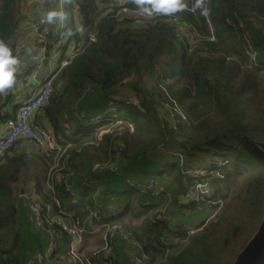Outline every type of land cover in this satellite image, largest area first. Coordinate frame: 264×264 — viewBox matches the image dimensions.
<instances>
[{"label":"trees","instance_id":"obj_1","mask_svg":"<svg viewBox=\"0 0 264 264\" xmlns=\"http://www.w3.org/2000/svg\"><path fill=\"white\" fill-rule=\"evenodd\" d=\"M108 2L72 0V9L66 12L70 39L78 45L84 41V51L60 72L48 106L38 111L65 150L59 163L80 174L89 164L119 155L121 174L135 175V168L159 162L155 175L175 184L170 193L162 188L163 194H171L178 203L179 196L189 190L183 185L184 177L192 181L186 169L197 154L214 150L225 163L224 178L212 181L214 186L219 184L222 198L226 195L221 187L237 184L241 176L247 185L242 200L237 197L225 215L204 221L190 236L167 224L162 212H153L156 205L134 215L129 228L122 224L143 245L151 264H234L257 231L250 232L264 209V150L260 147L264 144V0H211L208 18L200 16L199 10L175 14L198 31L195 44L180 41L176 26L116 19ZM192 2L185 0L189 7ZM25 8L24 0H0V40L9 44L14 55ZM93 33H97L96 41L90 43ZM212 33L215 41L210 40ZM13 93L0 94V122L14 119L20 108L13 105L12 114L2 115L12 106ZM98 106L104 109L95 112ZM90 111L95 112L93 116L102 115L103 121L88 126L78 123ZM68 114L77 123L69 131L63 119ZM108 126L111 131L101 136L98 147L100 133ZM169 149L182 150L185 162L162 157ZM55 156L9 151L0 157V264H28L37 254L35 248L23 255V228L18 220L21 184L34 181L39 200L52 204L56 214L55 199L67 214L83 221L89 218L87 206L94 205L95 190L82 185L84 203L62 185H56L54 192L47 188L46 176ZM144 174L139 177L151 173ZM128 208L119 212L117 221ZM88 257L93 264H102L94 254ZM108 260L117 264L112 256Z\"/></svg>","mask_w":264,"mask_h":264},{"label":"built area","instance_id":"obj_2","mask_svg":"<svg viewBox=\"0 0 264 264\" xmlns=\"http://www.w3.org/2000/svg\"><path fill=\"white\" fill-rule=\"evenodd\" d=\"M35 3V10L37 16H32L26 22L24 30L35 36L38 54L34 66L29 68H22L18 71L21 75L19 81H23V85H29L27 80L29 77H34L46 65H48V72L32 90L29 89L28 97L22 101L14 119L6 122L7 129L5 132L0 133V157H3L7 152L13 151L28 152L29 150L34 153L55 154V159L49 168L46 176V186L54 192L56 185H62L66 192L72 194L75 199H79L76 188L72 181L70 171L61 166L59 159L65 153L59 144V137L55 135L52 129L45 126L43 121L38 117V111L48 106L51 95L53 94V84L57 79L60 72L70 65L73 59L84 51V41L80 45L76 44L75 40H71L68 30L65 28L66 12L60 9L65 14L63 21H59L55 25L41 24V14L47 11L54 10V6L58 0H33ZM211 0H206L207 6ZM130 0H109L108 6L115 9L114 18L129 19L135 22L136 25H143L146 23H164L171 26H176L179 32L180 41L189 40L190 44H195L198 31L189 23L177 15L171 16H158L147 18L139 14L137 8L130 6ZM208 18V16L206 17ZM79 24L81 27L85 25L83 19H80ZM20 33L22 31L20 30ZM19 33V34H20ZM97 33H93L89 39L92 43L96 41ZM211 41H215L212 33ZM24 40L18 37V44L16 47V56L21 61L24 54ZM19 83V82H18ZM33 87V86H31ZM2 115H6L3 111ZM79 118L84 116L79 115ZM85 118V117H84ZM92 123L100 124L103 121L102 115H95L92 117ZM66 130L69 131V124H64ZM111 131L110 126L103 129L99 136L97 146L101 145V136L104 133ZM169 157L176 159L181 163L185 162V154L180 149H169ZM198 158L194 161L193 169L187 168L186 174L192 179L193 184L189 187L186 195L182 196L183 203L194 205H213L214 215L223 207V202L215 198L213 179H223L224 175L221 168L225 163L220 158L219 154L214 150H209L206 153L197 154ZM102 172L111 174L121 173V158L119 155L107 162H96L91 165L90 169L83 171L84 181L83 185L86 188L93 189L96 192L100 190V181L95 178ZM127 184L131 188L141 189L146 194L153 197H160L163 195L162 186L155 181H147L140 183L134 179H128ZM98 194V193H97ZM30 214L38 228H46L51 237L46 253L37 251L36 256L30 259L28 264H53L49 259L54 258L56 261L58 257V245L55 232L51 229L58 227L67 236L74 239L70 250L63 253L66 264H93V260L83 252V246L86 237L95 234H103L104 247L94 253V256L102 264H108L106 260H101L100 256L103 252L111 250L114 241L119 238L124 244L130 246L133 252L130 253V259L134 264H151L149 257L143 249V245L131 231L119 221V209L117 201L114 196L108 197L107 201L103 204L94 203L93 206H87V211L90 216L89 219H100L102 224L98 228L90 229L85 225L80 217L67 214L60 207L59 202L55 199L58 207V214L52 204H42L37 196L36 191L26 197ZM163 218L167 224L179 227L181 230L186 231L188 236L196 233L199 228H190L186 224L177 225L176 219L166 213ZM59 237H57L58 239ZM59 261V260H58Z\"/></svg>","mask_w":264,"mask_h":264},{"label":"rangeland","instance_id":"obj_3","mask_svg":"<svg viewBox=\"0 0 264 264\" xmlns=\"http://www.w3.org/2000/svg\"><path fill=\"white\" fill-rule=\"evenodd\" d=\"M59 9H64L65 12H68L72 9V0H63L62 3H58L55 6V10H59ZM19 86L24 87L23 85V81H19ZM96 92L92 93V97H94L96 95ZM90 96V97H91ZM22 104V103H21ZM20 104V105H21ZM104 109V106H98L94 109L95 112H100L101 110ZM94 111H90L89 112V117L82 121V122H78V123H82L83 126H88L92 124V116L95 114ZM170 112H165V116L170 117ZM65 120V122L67 124L70 125L71 128L74 129V127L76 126L77 123H75V117L74 115L72 116L71 114H68L66 117L63 118ZM167 150H164L162 157L166 156V160H171L169 157V153L166 152ZM204 154V153H203ZM168 155V157H167ZM89 166H91L89 164ZM160 163L156 162H150V163H146L140 167L135 168L136 170V176H139L140 174H144L145 171L150 173L155 172V170L159 169L160 167ZM191 169H193V167H191ZM72 172V171H70ZM156 173V172H155ZM133 176L132 174H129V176ZM145 175V174H144ZM75 176V178L77 177V175H73ZM145 177V176H143ZM160 175H154V178L157 180H160ZM140 178V177H139ZM165 178V177H164ZM144 182V180H143ZM158 182V181H157ZM161 185V182H158ZM246 182H244V178H240V180H238L237 184H230L227 187L223 186L221 187L223 194L222 195H226V199H223L220 194H219V184L214 186V190L216 192V195L218 196L217 199H220L223 201V207L222 209L218 212L217 215H214V209L212 208L213 205H195L193 207H180V203L178 201V203H176L175 199L172 197L171 194H163L160 197H153L150 195L145 194L144 192H132L129 191L126 192V190L128 189V187L126 188L125 185L121 186V182L116 184V188L117 191H115L116 197L118 196L119 198L121 197V192L124 190L125 193L124 195H127V199H128V214H126L122 219H120V222L125 224L128 228L130 227V222L134 220V215H143L144 214V207H146L147 205H155L157 202H160V206H157V209H152L153 212H162V214L166 213L167 215H170L172 217H174L176 219V224L177 225H187L190 228H197L201 223H203L206 220H214V219H219L218 217H221L223 215H225V211L227 210V208H230L229 206L231 204H233V202L235 201V199L238 197V199H240V201L242 200V197L245 194V191L247 189V185L245 184ZM187 184V186H191L193 184V181H191L188 178L184 177V183L183 185ZM128 185V184H127ZM129 186V185H128ZM162 186V185H161ZM122 187V188H121ZM129 188L131 189V187L129 186ZM163 188V187H162ZM117 197V198H118ZM222 198V199H221ZM239 201V202H240ZM236 204V202H235ZM19 205V204H18ZM187 206L189 204H186ZM19 207V206H18ZM119 209V208H118ZM120 212V210H119ZM139 213V214H138ZM220 215V216H219ZM263 216H264V209L263 212L261 213V215L259 216L257 222L259 221V226L262 223L263 220ZM227 217V215H226ZM32 221L28 215L27 210L22 209L21 212H19L18 215V220L19 223L22 225L23 228V241H24V246H23V255H26L30 253V251H32L33 249L36 248V251H40L43 253H46L49 247V244L51 243V237L53 236L51 233H49L47 231L46 228H38L34 222V219L31 215ZM212 218V219H211ZM216 219V220H217ZM139 223V222H138ZM255 226L253 228V230H250V232H254L256 229L258 230L259 226ZM52 232H55L54 237L56 238V242L58 245V257L56 259V261H52L53 264H66V260L65 257L62 258L63 253L66 254V252H68L72 246V244L74 243V239L67 236L65 233H63L58 227H54L51 229ZM57 237H59L57 239ZM244 236H240V239H243ZM100 242V247L101 249L104 247V241H103V237L102 235L98 236V238L96 239ZM113 247V245L111 246V248ZM59 260V261H58Z\"/></svg>","mask_w":264,"mask_h":264},{"label":"crops","instance_id":"obj_4","mask_svg":"<svg viewBox=\"0 0 264 264\" xmlns=\"http://www.w3.org/2000/svg\"><path fill=\"white\" fill-rule=\"evenodd\" d=\"M24 2L26 3V8L24 9V14H25L26 18L22 24V28H21L22 33H20L18 37L21 38L22 40H24L25 46H24V54L21 58V61L19 62V70L22 68H29V67L34 66V63L36 61L35 59H36L37 54H38L35 36L33 34L29 33L27 30H24L26 22L28 21V19L32 16H37V12L35 10V3L33 0H24ZM55 24H53V25H55ZM17 44H18V39H17ZM47 72H48V65H46L34 77L28 78L27 83L29 85L26 84V85H24V87L19 86V88L16 91H14L13 99L11 101L12 106L5 109L6 114L8 113V111L11 112V114H12L13 107L15 105L21 104L22 101L28 97V95H29L28 90L31 88L33 90L34 88H36L38 83L40 81H42V79L44 78V76L46 75ZM31 86H33V87H31ZM16 111H18V109ZM6 129H7L6 122H0V133L5 132ZM70 130H72L71 127H70ZM19 153H22V152H18V154ZM28 153L36 154L34 152H31L30 150L28 151ZM148 163H150V162H148ZM191 165L194 166L195 165L194 162ZM90 167L91 166L87 167L85 170H87V169L89 170ZM83 171H81L82 175H81V172L79 174V173H76L75 170H72V172H70V173L73 175H75V174L77 175L76 178L73 175L71 178H72V181H73L74 186L76 188L79 199H81L84 203H86L87 200L84 198L82 199L81 190H80L81 188H83V186H82L83 181H84ZM159 171H160L159 169L155 170V172H159ZM155 172H153L150 175H147L145 177H142V178H139V176H136L133 174H132L133 176H131V175L129 176V174H126V173H122L123 177H122L121 173H119L117 175L111 174L108 172H102V173L98 174L97 176H95V178L99 179V181H100V190H99V192L95 191L96 194H95V198H94V203L103 204L107 201L108 197L114 196L116 198L117 206L120 210V213H121V211H124L126 208H128V199H127L128 196L124 195V194L126 192H128V190L129 191L131 190L129 188V186L127 185V182H126L127 179H134L137 182L139 180L140 182L142 181L141 183H146L147 181H151V180L155 181V182L158 181V182H161V185H162L164 191H167L170 193L171 190L175 187V184H172L170 179H168L166 176L160 177V180L155 179L154 178ZM143 180H144V182H143ZM120 182H121V186L125 185L126 188L128 187V189L126 190V192L123 190L121 192V197L119 198L117 196L118 197L117 198L116 194H115V191H117L116 184H118ZM18 190L21 192L19 205H18L19 206V212H21L22 209L27 210L28 215L32 221L26 197L31 195L33 192L36 191V183L34 181H30L24 185L21 184L19 186ZM123 192H125V193H123ZM179 203L183 206H186V203H183L182 195L179 196ZM161 204H160V202H157L155 205L160 206ZM128 212H129V210H127L126 214H128ZM139 220L141 221L142 218ZM140 221H138V222H140ZM84 223L90 229L98 228L102 224L100 219H95V221H94V219L90 220L89 218L87 220H85ZM100 235H102V237H103L102 233L90 235V236L86 237V241H85L84 246H83V252L87 256H89L90 254H94L98 250H101L100 242L98 240H96L98 238V236H100ZM131 252H133V249L130 246L124 244L119 238H117L114 241V244H113V247L111 248V250L107 251V252H103V254L100 256V259L101 260H105V259L108 260V258L112 256L114 258V260L117 261V264H134L130 259V253ZM108 264H111V263L109 262Z\"/></svg>","mask_w":264,"mask_h":264},{"label":"clouds","instance_id":"obj_5","mask_svg":"<svg viewBox=\"0 0 264 264\" xmlns=\"http://www.w3.org/2000/svg\"><path fill=\"white\" fill-rule=\"evenodd\" d=\"M140 15L147 18L158 16H171L184 11L193 14L199 10V15L207 17L210 9L206 0H193L191 7L185 0H132ZM63 11L50 10L41 14V24L53 25L58 20L63 21ZM71 34V30H70ZM19 71V60L13 54L12 48L4 40H0V94H7L19 88L17 73Z\"/></svg>","mask_w":264,"mask_h":264},{"label":"water","instance_id":"obj_6","mask_svg":"<svg viewBox=\"0 0 264 264\" xmlns=\"http://www.w3.org/2000/svg\"><path fill=\"white\" fill-rule=\"evenodd\" d=\"M16 75L19 82L21 75L20 73ZM260 147L264 150V144H260ZM234 264H264V216L258 230L238 254Z\"/></svg>","mask_w":264,"mask_h":264}]
</instances>
